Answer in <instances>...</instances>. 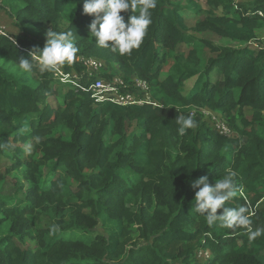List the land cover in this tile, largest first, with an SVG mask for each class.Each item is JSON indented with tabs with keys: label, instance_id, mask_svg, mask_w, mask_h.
I'll return each instance as SVG.
<instances>
[{
	"label": "trees",
	"instance_id": "obj_1",
	"mask_svg": "<svg viewBox=\"0 0 264 264\" xmlns=\"http://www.w3.org/2000/svg\"><path fill=\"white\" fill-rule=\"evenodd\" d=\"M2 2L23 32L0 28L6 61L18 66L20 58L31 59L46 44L37 35L47 36L50 28L71 30L77 57L62 68L82 73L78 58H101L102 75L110 80L119 75L127 83L134 77L149 82L151 102H97L91 91L73 86L61 93L53 88L54 72L40 75L35 60L36 83L0 65V184L23 192L15 204L0 205V229H8L0 238V264H264V235L249 242L245 228L208 225L195 211L193 188L202 177L214 185L234 173L238 195L224 206L245 205L253 230L264 228V44L258 40L264 0H157L142 45L124 56L96 45L90 34L95 17L84 13V0H0V9ZM202 2L208 7L203 18ZM132 14L121 12L126 23ZM190 30L256 45H216ZM51 96L63 104L53 107ZM205 107L225 114L239 136L223 135L199 116L179 135L178 115ZM13 171L26 183L11 178ZM41 217L45 226L38 225ZM101 221L112 223L107 235H66L94 231ZM27 238L35 245L24 243ZM200 249L210 250V257L198 259Z\"/></svg>",
	"mask_w": 264,
	"mask_h": 264
},
{
	"label": "clouds",
	"instance_id": "obj_2",
	"mask_svg": "<svg viewBox=\"0 0 264 264\" xmlns=\"http://www.w3.org/2000/svg\"><path fill=\"white\" fill-rule=\"evenodd\" d=\"M157 6V0H84L85 14L94 15L90 24V34L95 38L100 48H110L119 55H131L134 49H139L152 24V9ZM132 11L128 22L121 15L123 11ZM99 25V27H98ZM47 41L43 49L36 48L29 55L31 59L20 58L18 67L24 72L33 70V60H38L41 71L55 72L61 65L72 63L77 54L73 31H47ZM177 131L183 136L186 131L195 126L191 115H178ZM234 173L228 172L212 185L208 177H202L194 182L195 211L205 215L208 225L219 224L221 228H245L249 242L255 241L264 235V228L251 227L252 221L245 205L238 208L225 207V202L237 197L238 188L233 181ZM223 209L218 214V210ZM56 230L55 227L52 229Z\"/></svg>",
	"mask_w": 264,
	"mask_h": 264
},
{
	"label": "rangeland",
	"instance_id": "obj_3",
	"mask_svg": "<svg viewBox=\"0 0 264 264\" xmlns=\"http://www.w3.org/2000/svg\"><path fill=\"white\" fill-rule=\"evenodd\" d=\"M175 1L176 2L181 1L182 3L183 2L185 3V0H175ZM242 1L247 2L249 0H233V3H238V2H242ZM2 4L4 5V7H2V9H0V28L2 30H4L7 34H10V35H12V32L19 33V34L23 35V32L20 29H17V27H14V25H13V19L14 18H13L12 12L10 11L7 4H4L3 2H2ZM202 4H203L205 11L201 13V15H200L201 18L205 17V15H207V11H208V7L203 2H202ZM218 13L219 12H217V14ZM189 14H191V13H189ZM194 23L195 22L193 21V19L188 18V25L191 29L194 26ZM68 24H69V22L66 20L62 27H65ZM189 34L192 36H195L197 38L208 39V40L212 41L213 43H215L216 45L229 46V47H233V48H240V47H243L247 44L248 45H256V43H253V42L244 43V42L232 40V39L220 36L214 32H211V31H206V32H203L202 34H199L193 30H190ZM37 37L40 41H43L46 43L47 36L43 37L42 35H37ZM258 40L264 44V28L260 29L258 31ZM76 57L74 59H76ZM35 61H36V65L38 66V72L40 75L48 73V71H41V66L39 65L38 60H35ZM0 65H3L6 69L11 71L15 75H17L19 77H23L24 80L29 81L31 83L32 82L36 83V81L41 79L40 75H36L34 73H31V72H24V71L20 70L18 66L6 61V59L2 56H0ZM162 76L164 77V75H162ZM196 80H197V78L195 77V78H192L185 83V85L182 89L184 94H188L192 90V88L195 85ZM56 81L59 82L60 84H58ZM56 81L53 82V88L57 89L61 93H64V91H66L70 87H72V85H70V84L63 83L59 80H56ZM49 103L53 107H57V106L63 104L61 98H55L54 96H51L49 98ZM233 113H234L235 117L237 118V122L241 125V123H240L241 117L239 115L238 109H236ZM253 113H254L253 109H251L249 107L245 108V116L248 119H252ZM189 114L192 116V118H196L197 116L201 117L202 121L207 122L209 124V126H211L213 129H216V130L221 131L219 125L221 126L224 124L231 131V134L227 135L228 137L239 136L238 132L232 126L231 127L229 126V124H228L229 121H228L227 116L225 114L219 112V111H214L208 107L200 108V109H190L189 108ZM62 134L63 133H62L61 129L56 132L57 136H60ZM117 138L118 137L116 136L114 138V140H116ZM5 164L9 165L10 162L6 161ZM48 171H49V167L48 166L44 167V178H45ZM9 175L11 178H18L23 183H26V182H24L23 175L20 171H13ZM22 195H23L22 189H20L19 187L13 186L9 183L0 184V205H4V204L13 205L17 201H19V199ZM263 202H264V198H263ZM44 221H45L44 218L41 217V219H39L38 225L39 226L40 225L45 226ZM109 227H112V223L108 222V223L104 224V222L101 221V223L97 226V228L94 231L93 230H91V231L71 230V231L67 232L66 235H67V237H72V238H93L95 235H97L99 233L107 235V231H108ZM130 230H131L130 233H131L132 237L134 238V240H137L138 236H139L137 227L133 226ZM6 234H8V229L2 227L0 229V238ZM24 243L29 244V245H35V241L28 239V238L24 239ZM201 250H204V249H201ZM199 251L200 250L197 251V258L198 259H207L205 257H200L198 255ZM263 260H264V257H263Z\"/></svg>",
	"mask_w": 264,
	"mask_h": 264
},
{
	"label": "built area",
	"instance_id": "obj_4",
	"mask_svg": "<svg viewBox=\"0 0 264 264\" xmlns=\"http://www.w3.org/2000/svg\"><path fill=\"white\" fill-rule=\"evenodd\" d=\"M84 68L78 71H66L61 66L54 72L57 80L72 85L76 89L91 91L97 102L111 101L119 105H144L151 102L150 84L146 80L134 77L132 83H127L117 75L109 79L102 75L106 62L96 57L78 58ZM86 79L87 81H83ZM223 135H230L231 131L223 124L219 125ZM208 249L199 251L200 257L209 258Z\"/></svg>",
	"mask_w": 264,
	"mask_h": 264
}]
</instances>
